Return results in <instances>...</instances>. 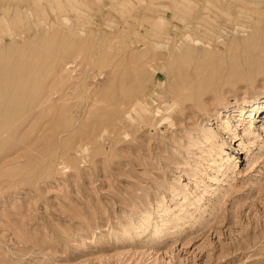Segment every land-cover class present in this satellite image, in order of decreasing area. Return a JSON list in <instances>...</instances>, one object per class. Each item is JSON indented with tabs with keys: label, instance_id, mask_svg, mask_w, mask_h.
Segmentation results:
<instances>
[{
	"label": "rangeland",
	"instance_id": "374dc122",
	"mask_svg": "<svg viewBox=\"0 0 264 264\" xmlns=\"http://www.w3.org/2000/svg\"><path fill=\"white\" fill-rule=\"evenodd\" d=\"M0 264H264V0H0Z\"/></svg>",
	"mask_w": 264,
	"mask_h": 264
},
{
	"label": "bare ground",
	"instance_id": "6f19581e",
	"mask_svg": "<svg viewBox=\"0 0 264 264\" xmlns=\"http://www.w3.org/2000/svg\"><path fill=\"white\" fill-rule=\"evenodd\" d=\"M11 2V1H10ZM119 33V32H118ZM144 33V32H143ZM143 33H141V32H139L138 34H136V38H138V40H141L142 41V44H143V46H145V45H147L148 44V40H147V35H144ZM151 36H156V34L155 33H153ZM122 41V40H121ZM192 47V46H191ZM195 48V47H194ZM185 60H187V59H185ZM152 61H154V60H152ZM196 61V60H195ZM189 62V61H188ZM129 63V62H128ZM66 64V63H65ZM191 64V59H190V63L188 64V65H190ZM67 65V64H66ZM152 65L153 64H150V68L152 67ZM139 66V65H138ZM206 67V66H205ZM193 69V68H192ZM204 69V68H203ZM174 70H176L177 71V67H176V69H174ZM205 70V69H204ZM209 70V69H208ZM214 72V71H213ZM212 72V73H213ZM136 73V72H135ZM202 73H203V71H202ZM201 73V74H202ZM211 73V72H210ZM149 74V73H148ZM203 74H206V75H208L207 73H203ZM134 75H136V74H134ZM183 75V74H182ZM212 75V74H211ZM214 75V74H213ZM226 76V75H225ZM209 77V76H208ZM6 78V77H5ZM210 78V77H209ZM226 78H228V77H226ZM181 79V78H180ZM229 79V78H228ZM145 81H147V79H145ZM228 82H229V80H228ZM123 83V81L121 82V84ZM188 83H189V81H188ZM130 84V83H129ZM160 84V82L159 83H157V85H159ZM189 85V84H188ZM190 86V85H189ZM216 86V85H215ZM131 87V86H130ZM218 87V86H217ZM18 88H19V86H18ZM134 88V87H133ZM174 90V89H173ZM14 91V90H13ZM122 92V91H121ZM128 92V91H127ZM208 92V91H207ZM212 92H213V90H212ZM216 92V91H215ZM2 93V92H1ZM151 93H154L153 91L151 92ZM122 94V93H121ZM217 94H218V92H217ZM7 95V94H6ZM10 96V95H9ZM218 96V95H217ZM145 98H150V100H151V102H156V100L154 99V96L152 95V94H147V93H145V95H144V97H143V94H137L136 96H135V98H134V100L131 102V107H132V109H134V111L138 114V116H140L141 114H142V112H144V111H148V109H147V107H145V104H147V102H145ZM205 98V97H204ZM208 98V97H207ZM225 99H226V97H225ZM207 100V99H206ZM221 101V100H220ZM223 102V101H222ZM217 104V103H216ZM173 105V104H172ZM202 106L204 105V104H201ZM190 106V105H189ZM130 107V108H131ZM173 107V106H172ZM204 107V106H203ZM224 107H227V105H225L224 104ZM261 107H262V105H257L256 107H255V109L256 110H258V111H261ZM187 108H188V106H187ZM190 108V107H189ZM8 109V108H7ZM166 109V108H165ZM170 109V108H169ZM174 108H172V110H173ZM200 109V108H199ZM198 109V110H199ZM161 111V110H160ZM174 111V110H173ZM7 112V111H6ZM164 112H168V110L166 109V110H164ZM187 113V112H186ZM185 113V114H186ZM195 113V112H194ZM244 113L245 112H243V109H242V106H238L237 107V109L232 113V114H234V115H236V118L238 119V120H242V119H244L243 118V116H244ZM122 114V113H121ZM151 114V113H150ZM187 115V114H186ZM189 115V114H188ZM190 115H192V114H190ZM197 115V114H196ZM251 116V115H250ZM254 116V115H253ZM167 117H169V116H167ZM166 117V118H167ZM252 117V116H251ZM154 118V117H153ZM174 118V117H173ZM177 118H178V116H177ZM228 118V117H227ZM152 119V118H151ZM125 121V120H124ZM229 120L228 119H221V121H220V124L222 125V127H223V129L225 128H227V126H228V122ZM170 123H171V121H170ZM173 123V122H172ZM150 125V124H149ZM154 125V124H153ZM168 125V124H167ZM151 128V127H150ZM149 128V129H150ZM154 128V127H153ZM160 128V127H159ZM165 128V127H164ZM152 130V129H151ZM162 131V130H161ZM140 132V131H139ZM135 133V132H134ZM209 134H212L211 132L209 133Z\"/></svg>",
	"mask_w": 264,
	"mask_h": 264
}]
</instances>
